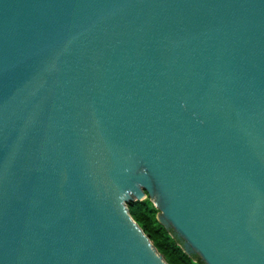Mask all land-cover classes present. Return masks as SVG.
Instances as JSON below:
<instances>
[{
    "label": "water",
    "instance_id": "water-1",
    "mask_svg": "<svg viewBox=\"0 0 264 264\" xmlns=\"http://www.w3.org/2000/svg\"><path fill=\"white\" fill-rule=\"evenodd\" d=\"M264 264V0H0V264Z\"/></svg>",
    "mask_w": 264,
    "mask_h": 264
},
{
    "label": "trees",
    "instance_id": "trees-1",
    "mask_svg": "<svg viewBox=\"0 0 264 264\" xmlns=\"http://www.w3.org/2000/svg\"><path fill=\"white\" fill-rule=\"evenodd\" d=\"M128 204H131L129 208L131 217L168 264H204L196 254L185 253L180 240L171 230L158 222V209L148 196L141 201L128 202Z\"/></svg>",
    "mask_w": 264,
    "mask_h": 264
},
{
    "label": "rangeland",
    "instance_id": "rangeland-1",
    "mask_svg": "<svg viewBox=\"0 0 264 264\" xmlns=\"http://www.w3.org/2000/svg\"><path fill=\"white\" fill-rule=\"evenodd\" d=\"M152 202V201H151ZM153 203V202H152Z\"/></svg>",
    "mask_w": 264,
    "mask_h": 264
}]
</instances>
